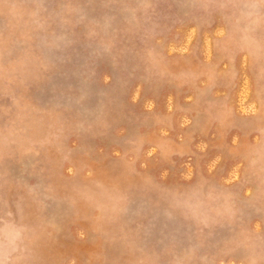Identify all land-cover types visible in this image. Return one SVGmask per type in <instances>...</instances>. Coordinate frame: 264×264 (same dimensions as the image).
<instances>
[{"label": "rangeland", "instance_id": "rangeland-1", "mask_svg": "<svg viewBox=\"0 0 264 264\" xmlns=\"http://www.w3.org/2000/svg\"><path fill=\"white\" fill-rule=\"evenodd\" d=\"M0 264H264V0H0Z\"/></svg>", "mask_w": 264, "mask_h": 264}]
</instances>
